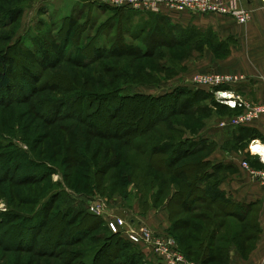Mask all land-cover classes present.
<instances>
[{
    "label": "trees",
    "instance_id": "16d2710c",
    "mask_svg": "<svg viewBox=\"0 0 264 264\" xmlns=\"http://www.w3.org/2000/svg\"><path fill=\"white\" fill-rule=\"evenodd\" d=\"M95 2L97 1L87 3L89 11L92 7L100 10L102 14L110 10L115 11V14L100 24L98 23L100 16L91 20L88 13L86 25L80 24L85 12L66 16L58 26L46 30V36L41 34L35 37L18 36L14 44L17 45V52L43 69L55 67V64L63 60L85 68L90 64L120 56L159 60L162 52L157 54V50L161 47L187 46L202 36H212L214 40L216 39L210 31L201 32L194 27L182 28L173 24L171 20L161 15L165 12L146 13L107 7V4L100 6ZM21 13V10H17L0 15V29H6L13 24ZM78 23L86 26L80 35L78 29L74 31ZM54 31L58 34L52 35ZM45 37H50L48 40L52 43ZM24 43H30L33 48L25 46ZM216 46L222 47L217 39ZM0 64L2 65L0 94H4V91L12 87V78L5 62ZM44 74L43 70H34V81H39ZM19 86L21 90L25 89L27 99L38 89L33 88L27 80H23ZM65 91L72 95L64 101L52 100L46 106L39 100L34 101L35 105L38 104L34 108L38 117H46L49 123L54 124L61 120L59 119L61 115L67 114L66 116L75 120L84 130L82 133L86 142L82 145L80 139L77 141L78 134L69 128L64 129L68 136H74L70 137L65 148H62V164L67 169L82 168L85 174L94 168L97 191L102 190L106 178L114 183H118L119 179L127 183L134 178L135 170L143 171L144 168L145 180L150 178L152 172L164 175L162 178L152 175L150 179L152 188L157 187L159 183L158 194L163 195L169 187L168 176H172L175 179L172 186L175 188V194L177 193L185 211L194 215L174 221L171 231L178 227L180 231L182 230L177 242L181 247L186 246L185 251L189 254H192L196 246L200 252V257L194 261L196 264H208L209 259L213 260L214 258L207 252L213 243L216 228L223 222L221 214L213 210L215 200L222 195L219 191L221 169L212 166L208 161L209 155L216 147L214 143L208 142V139L202 138L198 131L184 135L182 128L186 125L185 121L179 122V127L175 128L171 127L169 121L176 117H187L194 125H200L201 120L196 116L209 110V102L218 109L227 106L216 102L211 91L187 87H175L171 92L162 95L137 93L134 89L129 91V87L96 94L87 92L78 85L67 83ZM163 124L170 125L169 131L179 135L174 139L165 136L156 143L138 140L150 133L157 134L158 131L155 129ZM4 135L0 133V138ZM94 138L109 143L103 146L99 144L89 159L87 153L91 152ZM115 140L119 142L111 143ZM6 142L8 147L13 145L11 141ZM124 148H131L139 154L148 156L149 165L129 161L125 156L126 152L123 151ZM13 154L7 165L0 168L3 169L0 184L13 183L16 179L15 173L19 170L20 158L18 154ZM56 156H59V153ZM247 158L245 159L249 162ZM16 159L18 161L14 162ZM49 163L40 161L34 163V168L46 165L54 169ZM128 167L133 172L126 170ZM7 173L13 175L9 176ZM45 176L42 175L40 178ZM27 179L30 177L23 181ZM42 180L34 178V184ZM202 184H205V189L201 187ZM71 190L69 188L62 190L63 193L60 195V199H63L62 209L52 216L51 222H49V213L53 208L51 203L59 194H51L32 215L11 213L9 210L0 211V264H144L142 251L119 234L110 232L107 236L96 234L105 232L107 226L103 219L86 211L83 200L88 199L87 193L72 190L74 193L71 194ZM201 207H204V211H200ZM212 227L213 232L210 233ZM186 241L192 244L185 245ZM20 253H28L32 258L24 259Z\"/></svg>",
    "mask_w": 264,
    "mask_h": 264
},
{
    "label": "rangeland",
    "instance_id": "374dc122",
    "mask_svg": "<svg viewBox=\"0 0 264 264\" xmlns=\"http://www.w3.org/2000/svg\"><path fill=\"white\" fill-rule=\"evenodd\" d=\"M87 1L93 2V0H0V15L9 11L21 10L22 12L13 24L6 29H0V63L5 62L12 78V87L4 91V94H0V133L6 135L0 138V145H2L0 149V168L7 165V161L13 157V153L18 154L20 158L19 170L15 173L16 179H14V182L0 184V211L9 210L11 213L21 212L25 215H32L51 194H59L57 196L58 199L54 198L51 203L53 207L49 213V222H51L52 216L62 209L63 199H60V195L63 193L62 190L69 188L78 192H86L88 199L86 201L83 200L86 211L103 219V223L107 226L106 231L96 234L107 236V234L112 233L108 223L115 219H123L128 223L133 222L136 225L135 227L139 229L145 224L158 232L148 224L146 218L149 211L156 213L166 208L165 210L170 211L169 220L171 224L166 232L158 233L172 237L177 242L182 230L180 231L178 227L171 231L174 221L187 219L188 216L194 214L185 211L182 202L179 201L177 193L175 194V188L172 187L175 180L172 176L167 175L169 187L163 195L158 194L159 183L154 189L152 184H150V179H152V175L157 176V178H162L164 175L152 172L150 178L145 180L144 168L143 171H140V169L135 170L134 178L130 182L126 183L119 179L118 183H114L106 178L102 185V190H95L94 168H91L90 172L85 174L82 168L72 170L67 169L62 164V148H65L69 138L74 136H68L64 129L69 128L73 133L78 134L76 136L77 141L80 139V144L82 145L86 142L82 133L84 130L75 120L66 116L67 114L61 115L59 117L61 120L54 124L49 123L46 117H38L34 110L38 104L35 105L34 101L39 100L43 106H46L52 100H66L67 97L72 95L69 91H65L67 83L78 85L85 91L96 94L127 87H129V91L131 89L143 91L153 88L159 90L172 88L188 79V81H192L200 76L219 73L215 72L211 67H200V64L191 67L190 61L198 63L199 60L207 57V54H214L216 58L221 60L223 59V53L216 48L217 38L214 40L212 36H202L196 38L187 46L159 48L157 54L162 52V57L159 60L120 56L90 64L85 68L77 67L71 62L63 60L55 64V67L43 69L31 59L20 56L17 52V45H14L18 36L31 35L35 37L39 34L46 36L45 31L58 26L64 17L73 16L81 12H85L84 18L80 21V24L84 25H86L85 20L88 16L91 20L100 16L98 23L101 24V22H106L108 18L115 14V11L111 10L102 14L100 10L92 7L89 11ZM95 4L106 6L105 3L99 4L95 2ZM89 23L91 24L92 22ZM80 24L78 25L81 26L80 28L76 26L77 28L74 29V31L78 29L79 35L86 27ZM57 34V31L52 33V35ZM48 38L50 39V37H45L49 43H52ZM25 46L33 48L30 43L25 44ZM0 68H2L1 64ZM34 70L45 71L44 76H41L39 81H34ZM23 80H27L33 88L38 87L36 92L34 91V94L28 99L27 97L25 98V89L21 90L19 86ZM159 90H154L153 92H159ZM214 100H216L215 96ZM208 104L209 110L196 116L201 120L200 125H194L193 121L187 117H176L169 121L171 127L175 128V126L179 125V122L185 121L186 125L182 128L184 135H188L192 131L196 133L198 131L202 134L208 128L216 125L220 126L223 122L227 123L241 113L240 109H231L229 107L218 109L212 103L209 102ZM169 126L160 125L155 129L158 131V135L150 133L145 138L138 140H148L156 143L165 136L174 139L179 134L170 132ZM161 132L163 133L159 134ZM6 140L11 141L13 145L11 144L12 146L8 147ZM117 142L119 141H111L113 144H117ZM108 143L98 138L92 139L91 152L87 153V157L91 159L94 150L99 144L103 146ZM231 147L237 152L242 146L238 147L237 144H231ZM123 151L126 152L125 156H127L129 161L139 164L142 162L149 165L148 156L139 154L131 148H124ZM57 153H59V156H56ZM17 161L18 159L14 162ZM40 161L50 162L49 165L54 169H50L46 165L34 168V163H39ZM97 164L98 161H96L95 165ZM126 170L133 172L129 167ZM2 172L3 169H0V174ZM67 174H71V176ZM12 175V173L9 174V176ZM42 175H46L44 178L42 177L44 180L40 178ZM28 177L30 179L23 181ZM34 178L42 181L34 184ZM73 193L72 191L71 194ZM100 200H103L105 205L100 203ZM91 208L97 209L98 213L94 214ZM213 210L216 211L215 209ZM200 211H204V207H201ZM217 213L220 214L218 211ZM160 214L156 213L155 216ZM25 239L27 238L25 237ZM186 244L192 243L186 241ZM182 246H179L182 254L190 261L194 262L200 257V252L196 249V246L192 254L185 251L186 246ZM20 255L24 259L32 258L28 253H20Z\"/></svg>",
    "mask_w": 264,
    "mask_h": 264
},
{
    "label": "crops",
    "instance_id": "0c3cea01",
    "mask_svg": "<svg viewBox=\"0 0 264 264\" xmlns=\"http://www.w3.org/2000/svg\"><path fill=\"white\" fill-rule=\"evenodd\" d=\"M242 7L250 11L251 19L240 24L235 19L216 14L196 15L168 11L164 15L182 28L194 27L201 32H212L222 47L223 59L207 54L197 62L190 61L191 67H211L220 74L239 75L244 81L226 89L241 94L252 102L264 98V0H239ZM189 80V79H188ZM183 81L172 88L137 90V93L162 95L175 87L211 91L208 87ZM150 90V91H148ZM159 90V92H153ZM215 145L209 155L212 166L220 167L222 193L213 206L221 214L222 225L216 228L213 243L207 254L208 264H264V183L253 180L241 167L247 158L257 169H264L257 159L249 154V144L259 140L264 144V116L252 126L227 127L212 126L201 134ZM231 144L241 147L232 149ZM201 187L205 189V184ZM166 209V208H165ZM162 209L158 216L149 211L147 222L158 232H166L170 227V214ZM153 212V214H152ZM167 221V222H166ZM213 226V225H212ZM211 227V226H209ZM213 232V227L210 233ZM210 240V238H209ZM210 257V258H211Z\"/></svg>",
    "mask_w": 264,
    "mask_h": 264
},
{
    "label": "built area",
    "instance_id": "2783aa9c",
    "mask_svg": "<svg viewBox=\"0 0 264 264\" xmlns=\"http://www.w3.org/2000/svg\"><path fill=\"white\" fill-rule=\"evenodd\" d=\"M105 3L115 8L160 14L164 12L192 13L196 15L216 14L235 19L240 24H246L250 19V11L241 6L239 0H93ZM244 81L239 75L215 73L208 76L194 78L191 82L196 86L208 87L218 103L231 109H240L241 113L229 122H223L220 127H248L252 126L264 116V98L252 102L234 91L226 89ZM264 144L253 140L249 144V154L264 166ZM250 177L264 183V169L253 167L246 159L241 163ZM103 203V200H100ZM95 214L98 210L91 208ZM108 223V222H107ZM113 234H119L132 245L138 247L144 257V264H196L185 257L172 237L162 235L149 226L135 227L123 219H115L108 223Z\"/></svg>",
    "mask_w": 264,
    "mask_h": 264
},
{
    "label": "bare ground",
    "instance_id": "6f19581e",
    "mask_svg": "<svg viewBox=\"0 0 264 264\" xmlns=\"http://www.w3.org/2000/svg\"><path fill=\"white\" fill-rule=\"evenodd\" d=\"M263 154H264V152H263Z\"/></svg>",
    "mask_w": 264,
    "mask_h": 264
}]
</instances>
